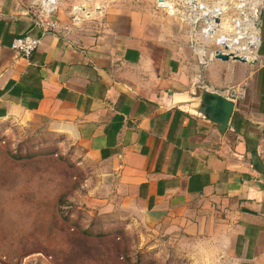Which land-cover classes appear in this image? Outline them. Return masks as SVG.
I'll return each instance as SVG.
<instances>
[{
  "label": "crops",
  "instance_id": "0c3cea01",
  "mask_svg": "<svg viewBox=\"0 0 264 264\" xmlns=\"http://www.w3.org/2000/svg\"><path fill=\"white\" fill-rule=\"evenodd\" d=\"M114 1L126 4L98 2L73 29L54 11L59 28L45 30L37 0H0V120L46 122L192 257L264 264V10L258 53L242 63L200 59L161 11ZM23 36L41 39L30 57L12 47ZM211 92L235 104L227 126Z\"/></svg>",
  "mask_w": 264,
  "mask_h": 264
},
{
  "label": "rangeland",
  "instance_id": "374dc122",
  "mask_svg": "<svg viewBox=\"0 0 264 264\" xmlns=\"http://www.w3.org/2000/svg\"><path fill=\"white\" fill-rule=\"evenodd\" d=\"M37 1L36 8L47 18L59 3L56 0L55 10L46 14L42 0ZM82 1L65 0V8L55 11L53 20L73 29L81 15L87 17H82L84 21L93 23L88 18L102 13L103 5L110 9L113 4H126L87 0L91 12ZM135 1L140 8L151 5L161 11L164 25L179 39L195 46L196 51L205 50L204 60L221 48L216 41L205 42L207 19L197 6L192 7L194 13L184 2L177 5L176 0H167L176 11L171 14L163 0ZM195 1L209 6V13L221 6L227 19L222 29L228 26L237 32L233 26L241 8L236 9L237 1ZM77 7H83V11ZM193 17L199 21L193 23ZM244 22L246 36L251 27L247 20ZM214 34L209 38L217 40L227 33ZM237 49L240 56L234 55L240 59L254 52L246 46ZM203 52L200 50V59ZM23 121L0 120V264H205V259L191 256L192 243L183 242L181 235L147 227L128 208L124 196L99 174L96 165L83 159L74 145L50 132L46 122Z\"/></svg>",
  "mask_w": 264,
  "mask_h": 264
},
{
  "label": "bare ground",
  "instance_id": "6f19581e",
  "mask_svg": "<svg viewBox=\"0 0 264 264\" xmlns=\"http://www.w3.org/2000/svg\"><path fill=\"white\" fill-rule=\"evenodd\" d=\"M163 1H165L164 5L167 6L169 13L176 14V11L172 9L173 4L169 5L167 3V0H163ZM180 1L184 2L185 4H188L191 8L192 7L195 8L197 6L202 12H204V17H205V19H207L206 20V23H207L206 29L208 31L207 36L209 34H214V33H215L214 35H217V34H219L220 31H224L228 35L233 33L232 36H228L226 34L225 36L222 35L223 37L217 38V40H215L217 42V44H219V46L224 47L225 45H228L229 48H226V49L224 48V49H221L219 51H216L215 54L210 55L212 58H215L216 55H218V54L229 55L231 58L232 57L236 58L237 56H235V55H238V51H236V50H238L237 48L239 46H243V47L246 46L248 48V51L254 49L253 54L257 53V50L260 46V40L258 39L259 28L257 27V19H258V15L260 14V9L256 4H251V3H249L248 0H237L238 3L236 4V8L238 9V7L240 6L241 12L238 10L240 12L239 17H236L234 20L233 26L234 27L236 26V28H237V32H235V31H233V29H234L233 27L225 26L224 30H223L222 24H221V26L219 25L220 21H222L224 23L226 22V19H224L225 18L224 17L225 13L223 12L224 9L221 6L219 7L218 10L213 9V11H211V13H209L210 7L205 5V4L200 3L199 1L198 2H196L195 0H180ZM42 3H43V8H44V11L46 14L51 13L56 6L55 0H43ZM161 3H162V1H161ZM262 3L264 5V0H262ZM77 8L80 9V11H83V7H77ZM248 11H251V13H247ZM209 14L211 15V18L209 17ZM215 18H217L219 20H217ZM238 18H241L242 20H237ZM249 19L252 20L251 25L249 23ZM246 20L248 21V25L251 28H250V33H246V36H244L245 31L248 30V28L246 26V22H244ZM197 21H199V20H197ZM238 38L240 39V42H238ZM241 40L243 42H246L247 45H244ZM232 47L235 49H232ZM222 50H227V51L232 50V51H231V53L226 52V51L220 52ZM255 50H256V52H255ZM198 52L200 54V50ZM238 56H240V55H238ZM247 57H248V59L242 58L241 60H243L245 62H249L252 59V56L251 57L247 56Z\"/></svg>",
  "mask_w": 264,
  "mask_h": 264
},
{
  "label": "built area",
  "instance_id": "2783aa9c",
  "mask_svg": "<svg viewBox=\"0 0 264 264\" xmlns=\"http://www.w3.org/2000/svg\"><path fill=\"white\" fill-rule=\"evenodd\" d=\"M233 1H237V0H233ZM248 1L251 4H256L259 7V9H260V14H261V8L264 7V5L262 3V0H248ZM179 3H182V2L176 0V4L179 5ZM237 3H238V1H237ZM239 14H240V12H239ZM48 18L45 15H43V13H40V15L38 17V20H39L38 23L41 24L42 26H44L46 28L45 30H47V29H53V30L54 29H58L59 28L58 23L54 22L53 20L50 21V20H48ZM215 19H217V18H215ZM217 20H219V19H217ZM221 24H222V21L219 22L220 26H221ZM257 27L259 28V17L257 19ZM206 28H207V23H206V27L203 29V34H204V37H205V42L208 44L210 42H214L215 40H212V39L208 38V36H207L208 31L205 30ZM219 33L220 34H226V32H224V31H220ZM258 39L260 40V45H261L260 28H259V37H258ZM216 44H217V42H216ZM40 45H41V39L40 38L33 37V36H23V37L17 38L14 41L12 47H13V49L15 51L21 53L22 55H24L26 57H30L35 51H37V49H39ZM217 45L219 46V44H217ZM219 47H221V48H219L218 50L224 49V48L225 49L229 48L228 45H225L224 47L223 46H219ZM258 50H259V48H258Z\"/></svg>",
  "mask_w": 264,
  "mask_h": 264
},
{
  "label": "water",
  "instance_id": "95a60500",
  "mask_svg": "<svg viewBox=\"0 0 264 264\" xmlns=\"http://www.w3.org/2000/svg\"><path fill=\"white\" fill-rule=\"evenodd\" d=\"M216 59L222 60V61H229L232 60L233 61H239L242 63H246L245 61L241 60L240 58L236 57V58H231L229 55H224V54H218L215 57ZM257 62V61H255ZM254 62V63H255ZM212 96L219 101L220 105H221V116H220V123H222L223 125L227 126V124L229 123L232 113L234 111V107L235 104L229 100L228 98L224 97L222 94L216 93V92H211Z\"/></svg>",
  "mask_w": 264,
  "mask_h": 264
}]
</instances>
